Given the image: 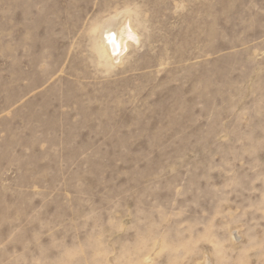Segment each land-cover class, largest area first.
Returning a JSON list of instances; mask_svg holds the SVG:
<instances>
[{
  "label": "rangeland",
  "instance_id": "rangeland-1",
  "mask_svg": "<svg viewBox=\"0 0 264 264\" xmlns=\"http://www.w3.org/2000/svg\"><path fill=\"white\" fill-rule=\"evenodd\" d=\"M0 264H264V0H0Z\"/></svg>",
  "mask_w": 264,
  "mask_h": 264
},
{
  "label": "bare ground",
  "instance_id": "bare-ground-1",
  "mask_svg": "<svg viewBox=\"0 0 264 264\" xmlns=\"http://www.w3.org/2000/svg\"><path fill=\"white\" fill-rule=\"evenodd\" d=\"M117 17L118 19L114 17L111 21L105 23L101 33L104 50L114 61L121 59L129 41L138 43L140 39L126 17L123 20L120 19V17H124L123 15H117Z\"/></svg>",
  "mask_w": 264,
  "mask_h": 264
},
{
  "label": "crops",
  "instance_id": "crops-1",
  "mask_svg": "<svg viewBox=\"0 0 264 264\" xmlns=\"http://www.w3.org/2000/svg\"><path fill=\"white\" fill-rule=\"evenodd\" d=\"M123 16H124V17H120V19L123 20L125 17L127 18V20L129 21V23L132 25L133 30H135V31L137 32V34L139 35V37H140L139 42H140V41H141L140 33L138 32V30L136 29V27L133 25L131 19H130L127 15H125V14H123ZM115 17L118 19L117 16H115ZM112 19H113V18H112ZM112 19H111V20H112ZM111 20H109V21H111ZM103 27H104V25H102V26L98 29V42H99V44H100L101 49L103 50L104 54L108 57V59H109L113 64H116V63H118V62L123 61V58H124V57L129 53V51L131 50V47H133L134 44H136L137 42H135V41H129V42H128V43H129V44H128V47L125 49L124 54L121 56V59H120L119 61H114V60H112V58L109 56V54L107 53V51L104 50V47H103V44H102V41H101V33H102V30H103Z\"/></svg>",
  "mask_w": 264,
  "mask_h": 264
}]
</instances>
